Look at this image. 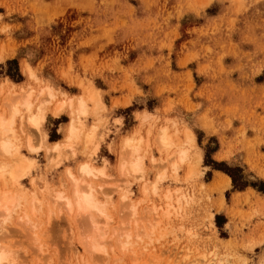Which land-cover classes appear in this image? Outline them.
I'll use <instances>...</instances> for the list:
<instances>
[{"label":"clouds","instance_id":"9594fccd","mask_svg":"<svg viewBox=\"0 0 264 264\" xmlns=\"http://www.w3.org/2000/svg\"><path fill=\"white\" fill-rule=\"evenodd\" d=\"M158 2L137 0L143 6L137 11L147 13ZM213 4L230 10L234 24L242 22V43L264 44V0H177V8L163 23L197 8L195 15L201 18ZM10 20L9 13H0V65L9 54L19 57L22 79L0 78V264H55L43 259L39 241L43 230L61 219L79 226L80 243L89 257H109L117 250L121 257L135 256L138 246L147 251L171 237L182 255L167 264H264V252L257 255L246 242L221 241L215 221L213 227L205 223L207 197L200 181L210 169L203 167L196 135L203 129L197 114L202 104L183 115L176 113L175 105L149 108V102L158 99L152 89L155 77L142 66L130 67L131 86L122 90L125 99L111 103L106 97L117 89L103 75L76 72L74 49L54 74L45 72L55 58L41 57L39 37L19 41L9 53L7 43L16 39ZM214 53L205 46V56ZM260 63L255 75L264 73V60ZM96 78L108 87L98 88ZM53 132L59 137L55 141ZM164 221L167 227L157 235ZM14 228L32 237L31 247L38 249L40 258H33L24 240L13 242ZM223 231L231 235V223L224 224ZM115 264L125 261L120 258Z\"/></svg>","mask_w":264,"mask_h":264},{"label":"rangeland","instance_id":"374dc122","mask_svg":"<svg viewBox=\"0 0 264 264\" xmlns=\"http://www.w3.org/2000/svg\"><path fill=\"white\" fill-rule=\"evenodd\" d=\"M141 7L137 0H0V13L10 14V23L16 30V39L7 43L9 53L19 41L39 37L41 57L51 54L55 58L47 63L46 74L59 72L66 53L74 49L76 72L103 75L108 85L117 89L110 98L106 97L111 103L120 104L125 99L122 90L131 86L130 67L142 66L147 75L155 77L152 89L158 99L151 100L149 108L156 104L163 108L175 105L176 113L183 115L202 104L203 109L197 114L203 129H197L196 135L203 149V167L210 169L200 181L207 197L205 223L213 227L211 221H215L214 227L220 229L219 240L237 245L246 242L259 255L264 252L263 201L254 194L235 198L233 194L247 188L264 193V180L257 175L264 176V73L255 75L264 60V44L242 43V22L234 24L233 13L216 4L205 8L201 18L195 15L197 8L186 12L182 19L174 17L168 24L163 23V17L177 8V0H159L147 13L137 11ZM44 32L50 34L45 36ZM205 46L215 49V53L205 56ZM19 69V57L9 54L0 65V78L19 81ZM165 72L169 75L165 76ZM136 79L148 89L141 77ZM95 84L101 89L108 87L100 78ZM64 87L67 89V85ZM218 127L223 130L217 131ZM58 138L53 132L51 139ZM220 141L224 152L222 160L217 161L213 155ZM226 170L234 173L237 187ZM222 176L231 178L223 196L213 187L214 180ZM256 211L261 215H254ZM227 223H231V235L223 231ZM166 227L164 221L157 235ZM79 231V226L68 219L53 220L40 236L39 243L45 249L43 259L55 264H87L106 259L115 264L120 258L125 264H132L133 260L139 264H167L182 255L180 247L166 237L147 251L143 245L138 246L135 256L121 257L117 250L110 252L109 257H89L80 243ZM11 235L13 242L24 240L34 259L41 257L38 249L31 247L30 235L25 238L15 228Z\"/></svg>","mask_w":264,"mask_h":264},{"label":"crops","instance_id":"0c3cea01","mask_svg":"<svg viewBox=\"0 0 264 264\" xmlns=\"http://www.w3.org/2000/svg\"><path fill=\"white\" fill-rule=\"evenodd\" d=\"M224 152V147H223V143L220 141V147L219 149L214 153L213 157L214 159H216L217 161H221L222 160V154ZM218 174L217 175H222V173H219L217 172ZM217 175L215 177H217ZM257 175L264 180V176L261 175V174H258ZM248 194H254V195H257L258 197L261 198V201H263V205H264V193L254 189V188H247L245 189L244 191H240V192H237L236 194L234 193L233 194V198L237 197V195H242L241 197H243L244 195H247ZM232 204L234 205L235 204V199L232 200Z\"/></svg>","mask_w":264,"mask_h":264},{"label":"bare ground","instance_id":"6f19581e","mask_svg":"<svg viewBox=\"0 0 264 264\" xmlns=\"http://www.w3.org/2000/svg\"><path fill=\"white\" fill-rule=\"evenodd\" d=\"M230 183H231V178L229 176H222L214 180L213 187L216 190L220 191L221 195L223 196L224 191L230 187Z\"/></svg>","mask_w":264,"mask_h":264},{"label":"trees","instance_id":"16d2710c","mask_svg":"<svg viewBox=\"0 0 264 264\" xmlns=\"http://www.w3.org/2000/svg\"><path fill=\"white\" fill-rule=\"evenodd\" d=\"M226 172H227V174H229L233 178L234 185L237 187V179H236L234 173L230 170H226Z\"/></svg>","mask_w":264,"mask_h":264}]
</instances>
